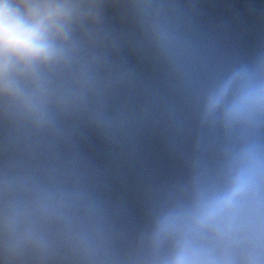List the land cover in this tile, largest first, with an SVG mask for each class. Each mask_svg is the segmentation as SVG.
<instances>
[{"label": "clouds", "instance_id": "1", "mask_svg": "<svg viewBox=\"0 0 264 264\" xmlns=\"http://www.w3.org/2000/svg\"><path fill=\"white\" fill-rule=\"evenodd\" d=\"M67 6L0 0V91L15 95V77L57 55L53 40L63 37Z\"/></svg>", "mask_w": 264, "mask_h": 264}]
</instances>
